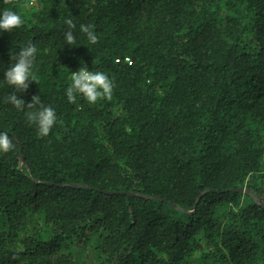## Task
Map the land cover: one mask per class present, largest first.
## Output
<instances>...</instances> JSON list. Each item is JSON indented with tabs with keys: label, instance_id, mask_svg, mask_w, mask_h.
I'll return each instance as SVG.
<instances>
[{
	"label": "trees",
	"instance_id": "obj_1",
	"mask_svg": "<svg viewBox=\"0 0 264 264\" xmlns=\"http://www.w3.org/2000/svg\"><path fill=\"white\" fill-rule=\"evenodd\" d=\"M5 9L24 23L0 31V131L16 145L0 153V264H264V0ZM30 41L34 82L17 95L55 109L46 137L4 102ZM82 66L113 80L111 99L68 102Z\"/></svg>",
	"mask_w": 264,
	"mask_h": 264
},
{
	"label": "clouds",
	"instance_id": "obj_2",
	"mask_svg": "<svg viewBox=\"0 0 264 264\" xmlns=\"http://www.w3.org/2000/svg\"><path fill=\"white\" fill-rule=\"evenodd\" d=\"M10 2V0H6ZM24 23L21 15L15 11L5 9L0 12V31L11 32L20 28ZM68 30L65 32V40L69 45L75 44L76 37L73 29L76 25L72 19L64 21ZM80 32L84 33L91 44H96L98 37L94 32V25L81 24ZM36 44L29 42L19 49L18 53L11 55V63L3 72V80L14 91L5 98V103L24 112L26 120L37 127L40 137L49 135L53 126L57 123V113L51 105H45L40 95H33L31 102L25 105V101L18 97L17 93L25 92L29 83L34 82L33 65L37 54ZM115 84L102 71H89L86 66L71 72V84L66 89L67 100L71 104L77 103V96L82 95L89 104H95L100 99H111ZM27 109V111H25ZM16 145L12 137L6 131H0V153H8L15 149Z\"/></svg>",
	"mask_w": 264,
	"mask_h": 264
},
{
	"label": "water",
	"instance_id": "obj_3",
	"mask_svg": "<svg viewBox=\"0 0 264 264\" xmlns=\"http://www.w3.org/2000/svg\"><path fill=\"white\" fill-rule=\"evenodd\" d=\"M240 192H243V193H247V190H245V189H241V190H239Z\"/></svg>",
	"mask_w": 264,
	"mask_h": 264
}]
</instances>
